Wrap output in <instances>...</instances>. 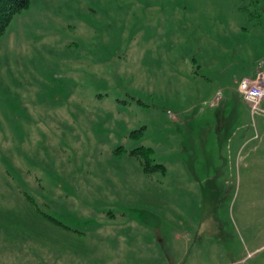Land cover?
<instances>
[{
  "label": "rangeland",
  "instance_id": "374dc122",
  "mask_svg": "<svg viewBox=\"0 0 264 264\" xmlns=\"http://www.w3.org/2000/svg\"><path fill=\"white\" fill-rule=\"evenodd\" d=\"M257 68L264 0H30L0 34V264H264Z\"/></svg>",
  "mask_w": 264,
  "mask_h": 264
},
{
  "label": "trees",
  "instance_id": "16d2710c",
  "mask_svg": "<svg viewBox=\"0 0 264 264\" xmlns=\"http://www.w3.org/2000/svg\"><path fill=\"white\" fill-rule=\"evenodd\" d=\"M29 1L30 0H0V34L4 30L7 23L9 22L11 16L15 12L22 9L23 7H26L28 5ZM151 150H152L151 147L139 145V146L132 148L130 151L132 153H137L141 157L144 158L145 161H143V164H142L143 170L148 171L150 169H159L161 171H164L165 167L162 163L154 162V163L150 164L148 162V156H149V153ZM35 210H36V208H35ZM39 213L42 215V217L44 215L46 218L50 219L51 221H53L57 224L60 223V221L58 219L54 218L51 215H47L41 211H39Z\"/></svg>",
  "mask_w": 264,
  "mask_h": 264
},
{
  "label": "built area",
  "instance_id": "2783aa9c",
  "mask_svg": "<svg viewBox=\"0 0 264 264\" xmlns=\"http://www.w3.org/2000/svg\"><path fill=\"white\" fill-rule=\"evenodd\" d=\"M237 89L242 98L250 104L251 110L258 109L256 104L264 96V68L258 69L252 78H241Z\"/></svg>",
  "mask_w": 264,
  "mask_h": 264
},
{
  "label": "crops",
  "instance_id": "0c3cea01",
  "mask_svg": "<svg viewBox=\"0 0 264 264\" xmlns=\"http://www.w3.org/2000/svg\"><path fill=\"white\" fill-rule=\"evenodd\" d=\"M258 236V245L248 250L249 253L257 249H260L259 251L264 249V208H259L258 210Z\"/></svg>",
  "mask_w": 264,
  "mask_h": 264
}]
</instances>
